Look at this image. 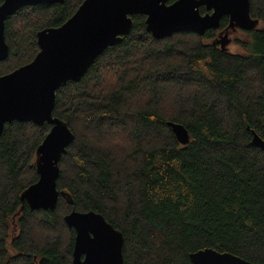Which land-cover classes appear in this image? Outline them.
Instances as JSON below:
<instances>
[{
	"label": "trees",
	"instance_id": "16d2710c",
	"mask_svg": "<svg viewBox=\"0 0 264 264\" xmlns=\"http://www.w3.org/2000/svg\"><path fill=\"white\" fill-rule=\"evenodd\" d=\"M82 1L8 17L0 76L30 63L37 32L60 26ZM250 16L258 29L235 41L243 53H231L211 45L212 30L154 39L134 15L120 43L62 85L52 115L74 139L52 211L20 199L38 179L35 152L50 126L6 124L0 264H72L75 232L64 222L72 210L99 213L120 231L123 264H191L188 254L204 248L264 264V151L251 145L252 131L264 139V0H250ZM167 122L187 129V145Z\"/></svg>",
	"mask_w": 264,
	"mask_h": 264
},
{
	"label": "water",
	"instance_id": "95a60500",
	"mask_svg": "<svg viewBox=\"0 0 264 264\" xmlns=\"http://www.w3.org/2000/svg\"><path fill=\"white\" fill-rule=\"evenodd\" d=\"M64 0H2L0 4V62L8 56L4 26L8 17L26 6L62 4ZM204 7L205 14L200 13ZM145 17V31L154 39L191 32L203 37L218 29L223 16L232 28L258 29L259 20L250 16V0H84L58 27L37 32L38 53L16 70L0 76V134L5 124L30 122L48 124L50 129L35 152L37 181L21 195L31 211L54 210L59 195L56 181L59 162L74 136L66 123L52 115L56 91L67 82H78L94 61L108 48L122 41L132 28V17ZM225 51L228 37H222ZM176 141H190L187 129L167 122ZM251 145L264 151V139L252 131ZM75 232L72 264H123V237L96 212L72 210L64 216ZM191 264H254L228 252L211 248L188 254Z\"/></svg>",
	"mask_w": 264,
	"mask_h": 264
},
{
	"label": "flooded vegetation",
	"instance_id": "af4514ba",
	"mask_svg": "<svg viewBox=\"0 0 264 264\" xmlns=\"http://www.w3.org/2000/svg\"><path fill=\"white\" fill-rule=\"evenodd\" d=\"M201 8V7H200ZM204 8V7H202ZM205 10V9H204ZM201 13V12H200ZM205 13H206V10H205ZM203 13V14H205ZM222 22H226L225 26H221ZM260 25V23H259ZM210 31V30H209ZM212 31H215V36L214 38L210 41L211 45L214 46V47H219L220 48V43L222 41V37L226 38L228 37L229 39V43L227 46H230L231 43H235L237 44L235 41L236 40H239L238 38H235L233 39V37L239 33V32H242V33H247V32H251V31H244V30H241L240 28H232L230 26V21H229V17L228 16H223L220 20V26L218 29H213ZM254 31V30H253ZM207 32V31H206ZM231 34V35H230ZM228 48H226V50L224 52H228L227 51ZM12 123V122H11ZM9 124V123H8ZM6 125V124H5ZM4 125V126H5ZM4 129V127H3ZM3 132V131H2Z\"/></svg>",
	"mask_w": 264,
	"mask_h": 264
},
{
	"label": "rangeland",
	"instance_id": "374dc122",
	"mask_svg": "<svg viewBox=\"0 0 264 264\" xmlns=\"http://www.w3.org/2000/svg\"><path fill=\"white\" fill-rule=\"evenodd\" d=\"M235 38L240 39L241 42H246V41H248L250 39L249 36L246 33H242V32L237 33L233 37V39H235ZM227 48H228L227 51L231 52V53H243L244 52V50L241 49L240 45L239 44H235V43H231L230 46H227Z\"/></svg>",
	"mask_w": 264,
	"mask_h": 264
}]
</instances>
